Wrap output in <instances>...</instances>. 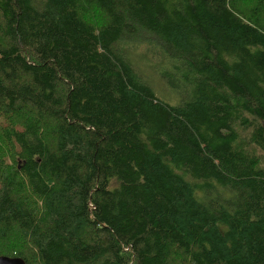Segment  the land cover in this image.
Instances as JSON below:
<instances>
[{
    "label": "trees",
    "instance_id": "obj_1",
    "mask_svg": "<svg viewBox=\"0 0 264 264\" xmlns=\"http://www.w3.org/2000/svg\"><path fill=\"white\" fill-rule=\"evenodd\" d=\"M0 255L264 264V0H0Z\"/></svg>",
    "mask_w": 264,
    "mask_h": 264
},
{
    "label": "water",
    "instance_id": "obj_2",
    "mask_svg": "<svg viewBox=\"0 0 264 264\" xmlns=\"http://www.w3.org/2000/svg\"><path fill=\"white\" fill-rule=\"evenodd\" d=\"M0 264H26L25 260L20 257L2 256L0 255Z\"/></svg>",
    "mask_w": 264,
    "mask_h": 264
},
{
    "label": "rangeland",
    "instance_id": "obj_3",
    "mask_svg": "<svg viewBox=\"0 0 264 264\" xmlns=\"http://www.w3.org/2000/svg\"><path fill=\"white\" fill-rule=\"evenodd\" d=\"M2 256H5V255H2ZM9 256H10V255H9ZM9 256H8V257H9ZM13 257H16V256H13Z\"/></svg>",
    "mask_w": 264,
    "mask_h": 264
}]
</instances>
